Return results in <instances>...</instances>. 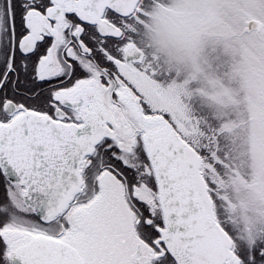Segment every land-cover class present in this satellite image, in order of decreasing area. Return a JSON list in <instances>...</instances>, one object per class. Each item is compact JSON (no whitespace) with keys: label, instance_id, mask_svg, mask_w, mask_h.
<instances>
[{"label":"snow or ice","instance_id":"obj_1","mask_svg":"<svg viewBox=\"0 0 264 264\" xmlns=\"http://www.w3.org/2000/svg\"><path fill=\"white\" fill-rule=\"evenodd\" d=\"M128 4L0 0V264H264L151 110L121 118Z\"/></svg>","mask_w":264,"mask_h":264},{"label":"rangeland","instance_id":"obj_2","mask_svg":"<svg viewBox=\"0 0 264 264\" xmlns=\"http://www.w3.org/2000/svg\"><path fill=\"white\" fill-rule=\"evenodd\" d=\"M149 14L153 20L150 30L152 27L156 31H149L148 41L140 10L132 29V40L145 49L149 61L144 66H134L133 71L125 69L128 85L142 97L147 111L164 114L187 142L199 145L207 135L201 132V123L217 127L213 129L216 132H234L224 124H210L193 111L190 102L202 103L197 96L223 105L233 104L242 94L248 99L250 106L241 112L247 119L248 113L254 114V125L257 124L254 130L249 127L246 141L252 153L250 163L243 156L230 157L223 152L219 156L210 153V164L204 166L221 207L229 206L233 214V219L228 216L225 221L228 229L249 245L262 240L264 0H151ZM250 21L259 22L261 29L248 31ZM217 68L234 80L237 75L241 77L239 93L230 78L215 73ZM251 208L259 211V215L252 216L255 223L250 222L249 213H238Z\"/></svg>","mask_w":264,"mask_h":264},{"label":"trees","instance_id":"obj_3","mask_svg":"<svg viewBox=\"0 0 264 264\" xmlns=\"http://www.w3.org/2000/svg\"><path fill=\"white\" fill-rule=\"evenodd\" d=\"M220 70L221 68H217L215 73L216 74L220 73L228 77L227 72L225 74V72H220ZM244 75L246 76V74ZM228 78L231 79L232 81L231 84L234 87H236V89L238 90L237 92L239 93L241 77L237 75L234 80V78L229 74ZM197 97L203 100V102L198 103L197 100H195L194 102H190L192 108H195L193 111L196 110V113L199 114V116H204L205 119H207L210 124H216L219 126L224 124L226 127H228L234 132V133H231V131H222V132L217 131L218 132L217 133L216 130H213L217 127L210 128L207 124L201 123V129H200L201 132L203 133L207 132L206 133L207 135H205L204 137L205 139L203 138L204 140H202V143L199 145H196V144L194 145L190 143L192 147L197 151V153L203 159V168H202L203 177L209 188V193L212 196L215 214L216 216H219L222 213L221 203L218 200L219 198L218 195L215 194V191L213 190V186L209 181V177H208V174L206 173L204 165L208 163L210 164V161H211L209 159L210 153H215L216 155L219 156L223 152L229 154L230 157L231 156H239V157L243 156L244 161H248V163H250V160L252 158L251 156L252 153H251V148L249 147L248 143L246 144V141L249 140L248 138L249 127H253V130H254V127L257 125V124L254 125L256 123V118L254 114L248 113L250 118L247 119L248 116H245L246 114L241 112V111H245L250 106L248 99L243 98V97H246L245 94H242L241 97H239L238 95L235 98V101L233 104L229 103L227 105H223L221 102H213L203 97H199V96ZM241 122L244 124L242 125ZM198 128H199V125H198ZM211 132L212 134H210ZM253 135H254V131H253ZM242 212H245L247 214L249 213L248 215L250 216L249 218L251 219L250 222L253 221V223H255L256 220L255 219L252 220V216L255 214L259 215V211L257 209L253 210L252 208L251 210L246 209L245 211H242L241 209L238 210V213L240 215H242ZM261 237H262V240H264V236L262 235Z\"/></svg>","mask_w":264,"mask_h":264},{"label":"flooded vegetation","instance_id":"obj_4","mask_svg":"<svg viewBox=\"0 0 264 264\" xmlns=\"http://www.w3.org/2000/svg\"><path fill=\"white\" fill-rule=\"evenodd\" d=\"M154 1V0H153ZM150 5H151V0H140L139 3L137 4L134 12L131 14V17H130V21L127 25V27L131 30V35L129 37L130 39V44H134L135 47L137 48V50L141 53L142 57H141V61L140 63H133V62H128L124 68L125 69H129L130 71H133L134 70V66H140V65H146V63L149 61L148 60V55L145 51V49H140L139 46L137 45L136 42H134L132 40V29L133 28V22L134 20L136 19L138 13H139V10L142 11V17H141V20H142V26H143V34L145 36V40L148 41V34H149V31H156L154 28L151 27V30H150V25H151V22L153 20H151L150 18ZM141 6H143L141 8ZM142 9V10H141ZM150 18V19H149ZM153 26V25H152ZM156 25H154L153 27H155ZM145 41V44H147ZM146 46V45H145ZM125 92L126 94L128 93L132 98H136L139 100V105L141 107V111H142V114L144 116V114L146 112H148L145 107L143 106V101H142V97L136 93L133 88H131L129 85L125 87ZM156 114H161V113H152V115H156ZM164 116V114H162ZM121 118L126 120L127 122V126L129 128V131H133L135 132L137 130V126H138V121L136 122L135 120H133L131 117H129V114H128V111H127V108L122 110L121 111ZM221 209L223 210L222 213L217 216V218L220 220L221 224H225V221L228 219V216L233 219V214L231 212V214L229 213L230 211V207L229 206H224V207H221ZM230 222L232 223H236L234 220H230ZM225 227L227 226L226 224L224 225ZM227 228V227H226Z\"/></svg>","mask_w":264,"mask_h":264},{"label":"water","instance_id":"obj_5","mask_svg":"<svg viewBox=\"0 0 264 264\" xmlns=\"http://www.w3.org/2000/svg\"><path fill=\"white\" fill-rule=\"evenodd\" d=\"M139 1L140 0H129L128 11L131 12V14L134 12ZM260 29H261V24L257 21H250L247 23L248 31L260 30ZM129 54L132 56V60L129 62L140 63L142 55L137 50L134 44H131ZM127 96L129 97L130 100V104L127 107L129 117H131L133 120L137 122L139 121L140 117H143L141 107L139 105V100L136 98H132L128 93ZM152 118L155 120H159L160 124L170 133V135L174 136L177 140H179L183 144V146L187 149L190 158L193 159V161L199 167L200 173L202 174L203 161L201 156L181 137V135L174 129L171 123L163 115H152ZM211 205L214 209L212 200H211Z\"/></svg>","mask_w":264,"mask_h":264}]
</instances>
